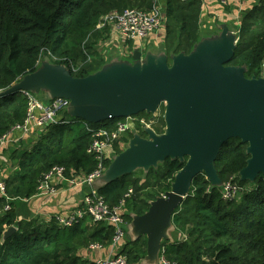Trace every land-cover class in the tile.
I'll return each instance as SVG.
<instances>
[{
    "label": "trees",
    "instance_id": "1",
    "mask_svg": "<svg viewBox=\"0 0 264 264\" xmlns=\"http://www.w3.org/2000/svg\"><path fill=\"white\" fill-rule=\"evenodd\" d=\"M249 1L243 4L234 56L227 64L245 67L248 79L262 77L264 63V0ZM157 2L164 6L165 14L162 52L167 56L190 54L201 40L203 0H0V92L35 72L41 59L65 66L74 78L99 71L106 59L95 50L96 42L103 34L105 39L109 37L108 28L96 29L101 18L127 9L148 12ZM26 107L21 92L0 96V136L24 120ZM161 107L153 123L156 134L165 128ZM136 117L150 116L141 113ZM118 120L90 124L65 111L56 124L36 136L30 148L21 143L10 153L11 165L3 173L9 211H2L6 202L0 197V264H92L78 252L92 243L110 246L113 230L103 223L80 221L61 227L53 220L19 221L16 208L18 202L34 196L40 176L53 166H63L79 176L90 174L96 167L95 159L86 153L92 140L90 130H112ZM131 138V134L123 138L122 144ZM246 148L239 139H230L215 160L222 185L234 177L239 186L232 200H224L222 186H211L204 174L192 180L189 194L172 215L173 240L161 244L168 261L264 264V175L252 182V188L244 189L249 182L240 181L238 173L249 159ZM122 150L115 144L113 155ZM110 161L106 160V167ZM185 161L166 159L146 172L144 182L131 173L98 187L97 193L112 207L132 190L124 205L128 226L131 215H142L149 202L171 191ZM11 227L15 231L3 239ZM126 235L119 253L128 264H139L146 256V238L128 240Z\"/></svg>",
    "mask_w": 264,
    "mask_h": 264
},
{
    "label": "water",
    "instance_id": "2",
    "mask_svg": "<svg viewBox=\"0 0 264 264\" xmlns=\"http://www.w3.org/2000/svg\"><path fill=\"white\" fill-rule=\"evenodd\" d=\"M212 38L201 39L190 54L144 56L133 51L129 61L112 60L97 72L74 78L63 65L43 60L0 96L45 91L47 100L65 99L66 112L78 120L98 124L138 114H155L163 106L164 132L144 129L133 134L126 148L113 155L94 188L136 170L156 169L166 159L185 164L171 191L149 202L142 215H131L127 230L132 240L146 238L143 264H157L161 244L172 241V215L190 192L199 174L213 187L222 183L215 160L230 139L246 144L249 159L238 173L242 182L264 175V78L245 77V67L227 65L234 56L238 33L227 25ZM15 231H5L6 239Z\"/></svg>",
    "mask_w": 264,
    "mask_h": 264
},
{
    "label": "built area",
    "instance_id": "3",
    "mask_svg": "<svg viewBox=\"0 0 264 264\" xmlns=\"http://www.w3.org/2000/svg\"><path fill=\"white\" fill-rule=\"evenodd\" d=\"M218 1L221 6L228 5L229 3L228 0ZM235 1L238 2L237 13L240 14L246 0ZM164 22L165 14L163 7L157 2L148 12L137 9H127L122 12L113 11L101 18L96 29L100 30L110 27V29L118 34L123 43H137L140 47L138 49L141 51L142 44L152 34L159 32L163 28ZM235 33H238V31ZM124 55L129 59L132 56L131 53L127 55L124 53ZM42 61L41 59L40 63ZM21 93L26 99L27 105L24 120L21 123L15 124L0 136V155L4 149L17 146L21 141L29 137L31 133H34L35 136L41 135L45 131L46 126L56 124L61 114L67 110L69 104L65 99L47 100L44 103L37 99L32 92L23 91ZM160 108L155 114L149 115L148 119L132 116L118 120L112 130L105 128L90 130L92 140L86 153L96 161V167L90 174L79 176L75 175L72 171L68 173L67 169L63 166H53L42 174L37 182L35 194L32 198H51L57 196L59 192L58 184H64L69 188H85L87 190L79 205L74 209L52 216L45 215V221L53 220L61 227H70L80 221H86L87 224L103 223L112 227L113 236L110 248H112L113 254L94 260L92 264H128L125 256L119 252L124 245L127 229V222L123 216L125 212V199L131 196L132 190H129L124 195V199L118 205L111 207L105 203L102 196L98 195L93 183L105 172L107 168L105 162L106 160H111L113 157L115 144L120 146L123 138L130 134L132 136L133 134L140 135V132L144 133L145 128L154 131L153 123L159 116ZM144 135L146 137L145 133ZM3 173L4 168L0 166V197L5 199L6 204L2 208V211L5 212L10 210V200L6 195V184ZM239 190L235 178L231 177L222 185V197L224 200H232ZM103 248L98 243H92L88 246L87 250L94 252ZM157 264L174 263L165 258L164 250L161 248Z\"/></svg>",
    "mask_w": 264,
    "mask_h": 264
},
{
    "label": "crops",
    "instance_id": "4",
    "mask_svg": "<svg viewBox=\"0 0 264 264\" xmlns=\"http://www.w3.org/2000/svg\"><path fill=\"white\" fill-rule=\"evenodd\" d=\"M249 0H246L248 2ZM160 2V1H159ZM228 5L221 6L218 0H203V7L199 19V36L201 39L212 38L219 33V27L221 25H227L230 30L238 31L237 23H235L234 16L238 10V2L235 0H228ZM245 2V3H246ZM244 3V4H245ZM163 4V3H162ZM161 5V4H160ZM161 7H164L161 5ZM112 38L110 40L105 39L106 43H111V40H115L114 47L116 50L127 54H132L134 50L138 49L137 43H123L118 34L110 29ZM210 32V33H209ZM110 38V37H109ZM164 38L163 28L159 32L152 34L142 45L147 46L152 44L153 47L159 45L162 47V40ZM109 41V42H108ZM140 48V47H139ZM130 50V51H129ZM156 52V54L161 53ZM36 136L31 133L29 137L21 141L19 144L28 146L32 145ZM19 144L15 147H9L4 149L0 155V166L7 170L11 161L8 156L14 150L19 147ZM9 154V155H8ZM59 192L57 196L51 198H32L27 201L18 202V220H34L45 219V215L52 216L54 214L66 213L74 209L81 202L85 188H69L64 184H58ZM113 254L112 248L105 247L99 251H89L86 249L80 250L78 255L84 260L92 263L94 260L105 258Z\"/></svg>",
    "mask_w": 264,
    "mask_h": 264
},
{
    "label": "rangeland",
    "instance_id": "5",
    "mask_svg": "<svg viewBox=\"0 0 264 264\" xmlns=\"http://www.w3.org/2000/svg\"><path fill=\"white\" fill-rule=\"evenodd\" d=\"M250 2V1H248ZM254 2H259V0H255ZM241 19V13L238 14L236 12L235 16H234V20L235 23H237V27H238V23L239 20ZM108 28V36L107 37L108 40H110L112 38V34L110 31V27H106V29ZM102 30V29H100ZM210 33V32H209ZM105 36L106 34H103L100 38L97 39L96 42V46H95V50H97L101 56H103L106 59V62H111L112 60H117V61H129V58H127L123 52L119 51L118 49L116 50V48L113 46L115 43V40H111V43H106L107 41L105 40ZM103 38V39H102ZM102 39V40H101ZM99 40V41H98ZM109 42V41H108ZM162 49V47L156 46L153 47L152 44H149L147 46H143L141 48V54L144 56L146 53L151 52L153 54H156V52H160ZM130 51V50H129ZM262 77L264 78V63H263V67H262ZM36 96L37 99H39L40 101L46 103L47 101V97H46V92L45 91H39L38 93L34 94ZM162 108V107H161ZM161 108H160V112H161ZM160 112L158 113V115L160 114ZM149 116V115H148ZM142 118V117H141ZM128 142V141H127ZM127 142H123V144L121 143L120 148L124 149L127 146ZM134 173V178L135 179H139L142 182H144L145 178H146V172L143 170H136ZM252 188L253 184L252 182H249L247 184H245L244 189L247 190V188ZM149 192V191H147ZM173 237V236H172ZM126 238L128 240H132V235L130 234V232L127 230V235ZM125 242V239H124ZM139 264H143V261L140 262Z\"/></svg>",
    "mask_w": 264,
    "mask_h": 264
},
{
    "label": "flooded vegetation",
    "instance_id": "6",
    "mask_svg": "<svg viewBox=\"0 0 264 264\" xmlns=\"http://www.w3.org/2000/svg\"><path fill=\"white\" fill-rule=\"evenodd\" d=\"M140 135H141L142 137H144V136H145L143 132H140Z\"/></svg>",
    "mask_w": 264,
    "mask_h": 264
}]
</instances>
